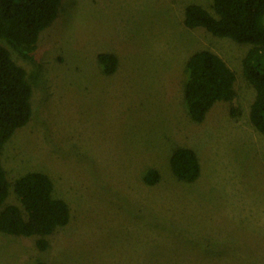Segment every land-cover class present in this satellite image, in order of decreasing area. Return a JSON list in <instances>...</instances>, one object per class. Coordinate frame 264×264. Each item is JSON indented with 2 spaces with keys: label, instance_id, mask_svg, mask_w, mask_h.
I'll return each mask as SVG.
<instances>
[{
  "label": "rangeland",
  "instance_id": "1",
  "mask_svg": "<svg viewBox=\"0 0 264 264\" xmlns=\"http://www.w3.org/2000/svg\"><path fill=\"white\" fill-rule=\"evenodd\" d=\"M211 2L62 0L32 58L5 44L27 72L32 114L0 154L11 183L2 206H21L14 180L40 171L69 220L44 249L0 231V264H264V135L249 120L255 91L241 65L251 44L183 23L188 3ZM204 48L234 70L237 95L196 123L184 71ZM106 51L118 57L112 73L98 60ZM181 145L198 156L195 180L171 169Z\"/></svg>",
  "mask_w": 264,
  "mask_h": 264
},
{
  "label": "trees",
  "instance_id": "2",
  "mask_svg": "<svg viewBox=\"0 0 264 264\" xmlns=\"http://www.w3.org/2000/svg\"><path fill=\"white\" fill-rule=\"evenodd\" d=\"M62 0H0V154L5 141L31 117L32 86L25 68L17 63L5 44L15 47L25 58H32L42 29L57 17ZM211 9L188 3L183 23L189 28L201 26L211 34L228 37L251 46L241 60L242 73L255 94L249 105L251 124L264 135V0H212ZM99 63L105 73L117 67L113 52H100ZM183 97L193 122H202L218 100L231 102L237 95L234 70L210 49L193 51L185 63ZM232 115L240 112L234 106ZM173 173L192 181L200 174V163L193 148L176 147L170 156ZM0 160V231L35 236V244L44 249L48 235L69 220L67 202L52 195L50 177L40 171H27L13 182L20 205L2 206L9 194L10 181ZM144 180L152 184L159 179L156 168H148Z\"/></svg>",
  "mask_w": 264,
  "mask_h": 264
}]
</instances>
